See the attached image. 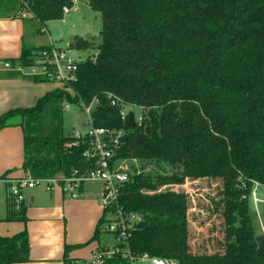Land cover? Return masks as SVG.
<instances>
[{
  "label": "trees",
  "instance_id": "1",
  "mask_svg": "<svg viewBox=\"0 0 264 264\" xmlns=\"http://www.w3.org/2000/svg\"><path fill=\"white\" fill-rule=\"evenodd\" d=\"M77 1L101 13L102 40L77 35L70 42L92 51L70 92L56 88L0 116V129L24 126L25 170L39 178L93 168L85 145L62 125L59 146L49 150L43 125L49 116L62 121L64 100L97 98L94 125L124 130L113 161L142 163L129 171L118 199L126 213L141 216L130 233L133 249L179 264H264L250 208L255 186H264V0H0V17L22 18L27 4L28 18L47 22ZM44 47L24 45L18 61H7L28 66ZM132 104L144 108L143 120L129 126L121 112L135 114ZM202 178L220 186L204 205L207 225L198 230L205 234L195 242L184 185ZM114 211L104 209L86 243L99 239ZM10 218L28 219L23 203ZM81 246L67 244L64 261ZM30 252L27 230L0 234V264L28 262Z\"/></svg>",
  "mask_w": 264,
  "mask_h": 264
},
{
  "label": "crops",
  "instance_id": "2",
  "mask_svg": "<svg viewBox=\"0 0 264 264\" xmlns=\"http://www.w3.org/2000/svg\"><path fill=\"white\" fill-rule=\"evenodd\" d=\"M71 10L74 11L75 8L72 7ZM83 21L84 17L73 22L81 25ZM34 24L21 17H0V116L11 109L32 107L41 96L60 87L47 81L36 82L15 69L3 68V63L7 60L18 61L28 42L32 43L29 47L35 48L47 44L46 36L40 34ZM29 26H32L30 34ZM73 33L74 39L78 34L75 30ZM27 34L29 41H26ZM84 38L91 37L88 35ZM24 161V126L19 124L1 128L0 234L12 235L27 230L31 245L30 260L16 264H64L67 244H82L83 247L91 243L86 242L93 236L104 212L100 203L101 193L98 197L85 183L81 187V196L77 199L65 197L58 186L52 190L44 186L43 191H36L40 186L24 187L23 204L28 219L10 218L16 205L14 198L8 193L10 183L7 179L20 178L27 172ZM98 245L95 243L90 247L88 256Z\"/></svg>",
  "mask_w": 264,
  "mask_h": 264
},
{
  "label": "built area",
  "instance_id": "3",
  "mask_svg": "<svg viewBox=\"0 0 264 264\" xmlns=\"http://www.w3.org/2000/svg\"><path fill=\"white\" fill-rule=\"evenodd\" d=\"M71 9L68 6L64 7V15L70 12ZM21 16L22 18L33 16L27 4L23 7ZM62 19H64V16ZM42 30L46 32L45 27ZM78 52L80 51L73 48L70 43L62 46L50 37L49 45L33 55L32 63L28 65L32 69L29 77L44 78L68 89L69 84L76 79L79 63L86 59V57H80L77 54ZM24 67L20 63L15 66L9 61L3 63V68L15 69L19 72H22ZM108 97L113 104L121 103V100L111 93L108 94ZM98 102L99 99L95 98L90 104H81L91 117L92 127L89 131L85 135L78 130L73 131V136L77 141H82L85 145L84 155L94 163V167L84 172H80L75 168L70 175L59 174L39 178H35L31 173L26 172L20 178L7 179L10 183L8 193L14 198L16 209H19L24 199L22 192L24 187L44 185L47 189L52 190L55 186H58L65 197L77 199L81 196V187L86 181H100L103 184L100 198L103 209L110 210L115 207V211L111 214L110 223L106 227H102V232L113 234L116 237V242L105 246L98 245L91 251L89 256L85 258L70 257L64 264H179L174 259L155 256L149 252L132 248L130 233L135 222L140 220V216L136 213H126L119 205L118 199L121 187L130 179V172L113 161V156L120 146L124 130L94 125L92 111ZM131 108H137L140 111L138 117L134 114V119L135 122L142 123L144 108L135 104H132ZM63 109H71L70 103L65 105ZM121 114L123 119H128L130 113L128 109L123 108Z\"/></svg>",
  "mask_w": 264,
  "mask_h": 264
},
{
  "label": "rangeland",
  "instance_id": "4",
  "mask_svg": "<svg viewBox=\"0 0 264 264\" xmlns=\"http://www.w3.org/2000/svg\"><path fill=\"white\" fill-rule=\"evenodd\" d=\"M75 8L74 11H70L67 14L64 15V19H53L49 20L47 22L38 23V20H34L32 18H28L27 21L31 23L36 24V28L38 29L40 34L43 36H46L47 38V44L45 46L49 45L50 37L54 38V41L62 46L67 45L70 41L73 39V21L77 20L80 21L83 19H90L95 24V29L98 31L102 27V17L101 13L98 11H95L91 9L86 3L78 1L73 6ZM65 20V21H63ZM34 24V26H35ZM45 27L46 32L42 30V28ZM29 34L32 33V26H29ZM35 29V27L33 28ZM27 34L26 41H29ZM34 34V33H33ZM39 34V35H40ZM95 43H99L102 38L100 35L94 37ZM32 43H27V46H32ZM92 51L86 50V51H80L77 54L80 55V57H87V55H90ZM31 66H25L22 69V72L24 75L30 76L31 74ZM50 84L53 83L56 86H60L56 82L48 81ZM60 89H66L63 87H59ZM70 92L71 90V84H69L68 89H66ZM71 105V109H63L65 105ZM62 121H59V119H55L52 116H49V119L44 123V127L48 129V135H51L50 141H48L47 148L49 150H55L59 146L60 141V128L59 126H63L66 132H70V135L73 136V131H80L82 134H86L89 129L92 127L91 125V117L89 113L83 109L82 105H77L75 103H71L67 100H64L62 102ZM136 117H138L139 110L136 108L134 110ZM74 137V136H73ZM73 141L75 139V142L78 143L77 139L74 137L72 138ZM72 143V142H71ZM69 143V145L71 144ZM123 168H126L128 171L138 170L141 168V162L138 160H120L118 162ZM153 164L147 165V169L150 170L153 168ZM168 171V169H167ZM60 173H57L56 175H59ZM86 186L91 187L92 193H95L100 196V193L102 192L103 184L100 181H86ZM219 186H220V180L219 179H208V178H202L195 181H188L186 183V189L191 193L192 203H193V209L190 211V219H191V227L194 229L195 237H197L195 242L197 240H200L202 237L200 234H205V232H199L198 227L203 226L206 227L205 223L203 221H206V211L204 210V205H208L211 203V197L217 196L219 192ZM44 185H41L39 188H37L36 191H43ZM45 191V190H44ZM101 198V196H100ZM103 208V207H102ZM250 208L251 213L253 217L254 227L256 229L257 236H263L264 235V186L262 185H256L254 188V192L252 193V196L250 198ZM140 216V215H139ZM141 217V216H140ZM209 225V222H208ZM207 231V230H206ZM193 233V234H194ZM194 237V238H195ZM116 242V237L113 234L102 232L99 236V239L92 240L90 244H87L83 247L74 248L69 256L72 255L78 258H85L88 256V252L90 247H92L95 243H98L101 246L113 244ZM75 253H78V255H74ZM72 256V257H73Z\"/></svg>",
  "mask_w": 264,
  "mask_h": 264
},
{
  "label": "water",
  "instance_id": "5",
  "mask_svg": "<svg viewBox=\"0 0 264 264\" xmlns=\"http://www.w3.org/2000/svg\"><path fill=\"white\" fill-rule=\"evenodd\" d=\"M73 27L75 32L81 36V37H86V36H98L100 35V31L95 29V25L93 23H90L88 19H85L83 21V24L79 25L76 22H73ZM136 124L135 119H134V114L131 112L129 114L128 118V125L129 126H134ZM68 135H70V132H68ZM257 241L259 243V249L257 251L258 255L263 256L264 255V235L263 236H257Z\"/></svg>",
  "mask_w": 264,
  "mask_h": 264
}]
</instances>
